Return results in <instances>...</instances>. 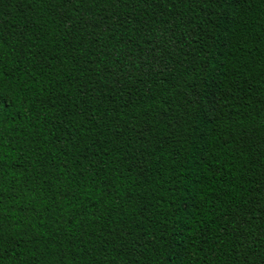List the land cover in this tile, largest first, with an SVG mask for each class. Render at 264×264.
<instances>
[{
  "label": "trees",
  "instance_id": "16d2710c",
  "mask_svg": "<svg viewBox=\"0 0 264 264\" xmlns=\"http://www.w3.org/2000/svg\"><path fill=\"white\" fill-rule=\"evenodd\" d=\"M0 264H264V0H0Z\"/></svg>",
  "mask_w": 264,
  "mask_h": 264
}]
</instances>
